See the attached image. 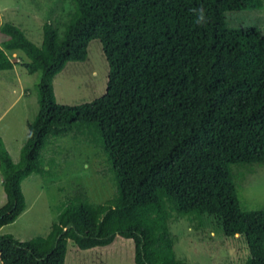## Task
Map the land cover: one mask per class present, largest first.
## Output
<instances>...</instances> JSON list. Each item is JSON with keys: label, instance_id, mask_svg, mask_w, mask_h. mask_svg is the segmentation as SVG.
<instances>
[{"label": "trees", "instance_id": "trees-1", "mask_svg": "<svg viewBox=\"0 0 264 264\" xmlns=\"http://www.w3.org/2000/svg\"><path fill=\"white\" fill-rule=\"evenodd\" d=\"M67 1L72 11L44 25L40 47L0 27L1 49L23 53L25 71L39 74L37 113L16 162L0 138V228L26 209L22 182L49 176L41 153L60 139L81 137L103 154L113 195L95 204L79 187L45 237L0 236V263L64 264L69 243L86 251L121 237L132 240L135 264H185L169 226L186 220L239 239L243 264H264V209L244 210L237 184L238 171L264 167V33L244 21L262 0ZM95 40L108 65L104 95L57 104L54 78L86 61Z\"/></svg>", "mask_w": 264, "mask_h": 264}, {"label": "rangeland", "instance_id": "rangeland-1", "mask_svg": "<svg viewBox=\"0 0 264 264\" xmlns=\"http://www.w3.org/2000/svg\"><path fill=\"white\" fill-rule=\"evenodd\" d=\"M0 0V27H16L26 40L41 46L43 27L53 24L56 17L72 11L67 0ZM262 8L234 19L248 23L264 33V0ZM63 28H60V32ZM61 35V33H60ZM7 37L0 33V44ZM28 60L21 52L13 54L0 47V138L13 162L26 140L27 123L37 113L36 90L39 74L29 75L22 64ZM108 65L102 46L95 40L87 47V59L82 63H68L53 81L56 103L78 106L102 97L106 91ZM49 169V176L32 175L21 184L26 209L10 225L0 228V236L11 235L20 242L36 236H46L55 223L58 210L76 189L83 187L92 203L101 204L113 195L106 178L107 165L103 154L89 146L81 137L64 138L49 143L41 153ZM238 168L233 167L232 171ZM238 182V183H237ZM238 198L247 211L264 209V167L237 172ZM6 197L0 175V208ZM169 233L177 260L185 264H243L247 250L234 238L225 240L209 229L197 230L186 220L171 223ZM132 240L116 237L107 247L81 251L69 243L64 264H135ZM246 254V256H245Z\"/></svg>", "mask_w": 264, "mask_h": 264}, {"label": "clouds", "instance_id": "clouds-1", "mask_svg": "<svg viewBox=\"0 0 264 264\" xmlns=\"http://www.w3.org/2000/svg\"><path fill=\"white\" fill-rule=\"evenodd\" d=\"M195 11H196V13H197V23H198V24H203V23H205L206 20H207V17H206V15H205L204 10H203V9H197V10H195ZM106 247H107V246H106Z\"/></svg>", "mask_w": 264, "mask_h": 264}, {"label": "crops", "instance_id": "crops-1", "mask_svg": "<svg viewBox=\"0 0 264 264\" xmlns=\"http://www.w3.org/2000/svg\"><path fill=\"white\" fill-rule=\"evenodd\" d=\"M1 264V263H0Z\"/></svg>", "mask_w": 264, "mask_h": 264}]
</instances>
